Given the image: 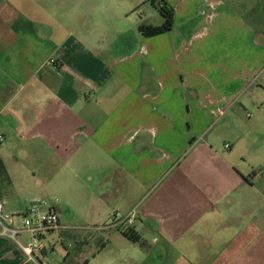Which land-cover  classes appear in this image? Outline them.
Returning <instances> with one entry per match:
<instances>
[{"label":"crops","instance_id":"0c3cea01","mask_svg":"<svg viewBox=\"0 0 264 264\" xmlns=\"http://www.w3.org/2000/svg\"><path fill=\"white\" fill-rule=\"evenodd\" d=\"M160 2L143 37L122 0H0V202L59 223L0 264H264V0Z\"/></svg>","mask_w":264,"mask_h":264},{"label":"built area","instance_id":"2783aa9c","mask_svg":"<svg viewBox=\"0 0 264 264\" xmlns=\"http://www.w3.org/2000/svg\"><path fill=\"white\" fill-rule=\"evenodd\" d=\"M49 63L54 65V60L50 59ZM4 137L0 135V145L3 143ZM227 147V146H226ZM20 219V224L15 225V218ZM110 219L114 225L130 226L133 223L132 213H121L115 211L111 214ZM59 228L58 218L52 206L36 200L28 201L26 210L21 215H11L5 213L3 204L0 202V235L11 239L17 247L24 252L30 259L33 254H40L42 245L37 237L46 232H51ZM28 233L31 239L27 243L19 240V235Z\"/></svg>","mask_w":264,"mask_h":264},{"label":"rangeland","instance_id":"374dc122","mask_svg":"<svg viewBox=\"0 0 264 264\" xmlns=\"http://www.w3.org/2000/svg\"><path fill=\"white\" fill-rule=\"evenodd\" d=\"M105 1H107V2L111 1V5L116 7V6H120L119 3L121 0H105ZM87 2H88V0H83V1L82 0H67V7L71 9V8L76 7V6H83ZM150 2H151V0H122L123 6H125L123 8L128 9V11H129V9H131V8H129L132 6L131 3H133V5H135L134 8L128 12V17L130 18V20H131L130 22L132 25H135V23H137L139 20H141L142 18H145V17L148 18L147 23H151V25H159L156 22L159 20V15H158L159 13L156 10V8H154V6L151 5ZM77 3H79V4H77ZM158 4L159 3H157L156 6H158ZM37 6H38V8L43 10L44 9V0H37ZM94 6L98 7V4H95ZM98 8H100V5ZM103 15L104 14L101 13L99 16L105 17V15L104 16ZM112 23L116 26L121 24L120 20L112 21ZM127 26L130 27V23H128ZM116 35H117L116 30H111L110 38L115 39L117 37ZM119 37L120 38H118V41L116 42V49L117 48L120 49V47H122L121 43L123 40L124 41L125 40L130 41L131 40L130 37H132V34L130 31L127 30L124 34L120 35ZM132 40H134V39H132ZM117 43H120V44H117ZM255 80H257V82L262 87H264V71H262L261 75L259 77L255 78ZM130 246H132V245H130ZM131 248H135V247H131ZM150 257H152V256H150ZM154 263L152 261H149L147 264H154Z\"/></svg>","mask_w":264,"mask_h":264},{"label":"trees","instance_id":"16d2710c","mask_svg":"<svg viewBox=\"0 0 264 264\" xmlns=\"http://www.w3.org/2000/svg\"><path fill=\"white\" fill-rule=\"evenodd\" d=\"M156 0H151V3L154 4ZM161 1V0H159ZM158 11L159 15L163 19V23L160 25H144L141 24L138 26V31L143 37H152L169 31L172 27V11L165 8L164 3L160 2L157 6H154ZM123 236L126 237L133 243H140L139 238L133 234L132 231H123Z\"/></svg>","mask_w":264,"mask_h":264}]
</instances>
